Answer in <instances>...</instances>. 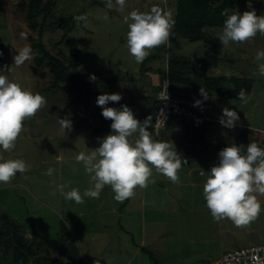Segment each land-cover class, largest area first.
<instances>
[{"label":"rangeland","instance_id":"rangeland-1","mask_svg":"<svg viewBox=\"0 0 264 264\" xmlns=\"http://www.w3.org/2000/svg\"><path fill=\"white\" fill-rule=\"evenodd\" d=\"M220 1L214 0L215 5ZM19 2L0 0V44L7 48L9 66L5 74L22 88L40 93L47 102L24 121L16 147L0 153L5 159H23L28 167L8 184H0V214L6 213L19 223L24 236L40 247V254L59 257L60 246L72 241L87 264H195L218 259L227 251L264 245V196H258L262 210L248 225L237 227L227 218L216 221L205 206L202 195L205 177L200 175L201 171H208L218 163L217 153L227 145H240L241 153L251 141L264 147V76L258 74L257 67L264 61L255 59L257 50L264 49V36L257 34L250 42L222 45L219 66L210 67L206 74L215 78L239 77L248 84L244 90L248 101L242 103L239 98L209 94L207 114L214 124L205 141L196 144L195 151L186 154L179 144L187 142L190 134L175 131L173 140L168 143L187 161L178 171L176 182L153 169L152 182L145 188L136 187L134 195L122 202L115 201L110 186H105L98 199L84 197V202L77 204L65 201L56 186L67 183L69 188L76 187L81 193L91 186L88 174L75 156L97 147V137L109 133L111 121L92 116L94 121L82 123L75 130L82 112L80 107L65 102L72 100L74 93L63 87L49 91L51 81L46 69L33 63L35 52L32 51L31 60L12 66L16 49L31 43L28 36L36 38L17 7ZM174 3L175 0H126L124 11L118 12L115 6L108 9L104 0H58L57 15L83 13L87 22H76L63 42H60L63 30L46 34L42 42L55 55L61 51L70 56L82 50V72L88 74L92 104L105 90L120 93L121 101L109 102L107 106L126 104L142 121L140 115L147 114L152 105H145L143 98H149L147 94L154 93L157 86L159 77L155 69L163 67L169 56L198 61L205 49L202 42H190L181 37L169 39L164 59L151 62L153 71L139 78L142 63L137 64L128 53L127 24L123 17L133 9L148 11L153 5L174 15ZM37 5L40 4L35 7ZM252 7L257 15L264 13L262 0H253ZM236 10L243 12L248 8L246 4H238L230 12ZM22 31L28 33L26 39L20 37ZM220 31L206 29L204 35L218 38ZM153 53L151 49L145 60ZM193 65L189 63L188 67ZM2 66L5 65L0 62ZM90 74L97 79L91 81ZM114 76L119 77L115 83L110 80ZM223 107L236 110L240 117L233 129L224 128L218 122ZM65 116L72 121L71 131L61 129L58 124V118ZM102 124L103 129L92 134V130ZM135 138L133 135L130 140ZM49 167L54 169L52 176L46 174ZM61 223L68 232L67 237L60 236Z\"/></svg>","mask_w":264,"mask_h":264},{"label":"clouds","instance_id":"clouds-1","mask_svg":"<svg viewBox=\"0 0 264 264\" xmlns=\"http://www.w3.org/2000/svg\"><path fill=\"white\" fill-rule=\"evenodd\" d=\"M104 3L108 9L115 6L116 11L123 12L126 0H104ZM252 3L253 0H246L248 10L243 12H229L228 9L221 12L225 19L218 39L225 47L230 42H250L257 34L264 36V13L257 15ZM123 19L127 24L126 47L137 64L145 60L151 49L168 44L175 23L172 12L159 5H153L148 11L133 9ZM73 20L86 23L87 17L81 13L74 15ZM19 35L26 39L28 33L22 31ZM31 59L32 49L25 45L12 55V66H20ZM255 59L264 61V49L257 50ZM257 67L258 74L264 76V62ZM8 68L7 65L0 67V153L10 152L16 147L24 121L33 117L47 102L40 93H33L10 80L5 74ZM89 79L95 81L97 78L90 74ZM198 91L203 100L209 98L205 89L200 87ZM237 96L242 103H247L249 97L243 89ZM121 99L120 93L97 95L95 103L101 108V116L111 121L110 131L103 137H97V147L87 153L81 151L76 154L75 160L82 163L91 186L81 193L76 187L69 188L67 183L57 185L65 201L81 204L84 197L98 199L102 189L110 186L113 199L122 202L134 195L136 187L145 188L152 182L153 169L172 182L178 180V171L187 161L181 158L173 144L153 136V133L159 135L165 121L156 117L153 123L152 115L141 121L126 104L107 106L109 102ZM201 104L202 100L197 99L193 106ZM239 120L237 111L229 107H223L218 116L219 124L227 129H233ZM58 124L61 129L71 131L72 121L68 116L58 118ZM133 135L136 138L131 141L129 138ZM217 157L218 163L200 173L205 177L202 189L205 206L213 220L227 218L237 227L248 225L262 210L258 196H264V147L251 141L241 153L240 145L234 143L219 150ZM27 170L23 159H5L0 155V184H8L17 173ZM53 172L51 167L46 170L48 176Z\"/></svg>","mask_w":264,"mask_h":264},{"label":"trees","instance_id":"trees-1","mask_svg":"<svg viewBox=\"0 0 264 264\" xmlns=\"http://www.w3.org/2000/svg\"><path fill=\"white\" fill-rule=\"evenodd\" d=\"M57 1L45 0L42 3V0H20L17 7L23 13L27 27L36 33L35 39L28 36V40L31 42L29 45L35 52L32 60L36 67L46 69L51 81L48 86L49 91L63 87L64 90L71 91L75 95L72 100L65 102L66 105L80 107L82 116L75 126V130H77L82 123L94 121L92 116L100 117L103 121L104 118L100 114V107L96 103L92 104V90L88 81V74L82 72L81 54L83 51L77 50L70 56L58 51L59 55H55L42 42V38L46 34H58L61 30L65 31L60 41L63 42L76 23L73 20L74 15L64 17L56 14ZM37 3L40 5L35 7ZM238 4L245 5L246 0H221L217 5H215L214 0H175L173 15L175 23L170 31L169 39L181 37L190 42H202L205 49L204 54L201 59L195 62L184 57H166L164 66L155 69L159 78H157L154 93H148L149 98H143V101H146L145 105H152L147 114L140 115L142 119L152 115L153 123L155 122L161 104L157 99V94L162 90L165 83L168 85V95L182 102L191 100V96L195 99H202L198 91L200 87L205 89L208 94H220L227 99L239 98L237 93L241 89L245 90L246 85H248L246 82L239 80V77L227 78L222 76L215 78L206 74L210 67L219 66L220 56L223 53L221 52L222 44L218 38L205 37L204 35L206 29H222L225 17L221 15V12L224 9H228L230 12ZM39 17L40 20H38ZM165 49L166 45H160L153 49L154 53L144 60L139 68V78L145 73L153 71L149 65L151 62L164 59ZM6 53V46L0 44V62H3V65L8 63ZM189 63H194L193 67L189 68ZM110 80L115 83L119 77L114 76ZM147 99L150 101L148 102ZM200 106V116L204 120L198 127H194L192 121L185 117L170 115L159 130V135L156 136L153 133L154 138L168 142L173 140L176 130L184 131L186 134H190V137L187 142L179 145L186 154L189 151H195L196 144L205 141L204 137H207V132L214 124V120L207 114L206 100L202 99ZM101 129H103V124L92 130V134H98ZM149 130L151 131V129ZM60 233V236L67 237L68 232L62 223ZM39 251L40 247L24 236L19 223L6 213L0 214V264H87L72 241L67 245L60 246L61 255L59 257H51L48 253L40 254ZM150 257L152 258V256Z\"/></svg>","mask_w":264,"mask_h":264},{"label":"built area","instance_id":"built-area-1","mask_svg":"<svg viewBox=\"0 0 264 264\" xmlns=\"http://www.w3.org/2000/svg\"><path fill=\"white\" fill-rule=\"evenodd\" d=\"M165 85L166 83L163 85L162 90L157 94V99L161 104L156 117L163 122L166 121L170 115L182 116L187 120H191L194 127H198L204 118L200 116L201 106H193L194 101L197 99L193 96H191V100L194 101L189 100L187 102H182L177 99H173L167 92L164 91ZM166 91L168 90L166 89ZM166 95H168L167 99H163ZM164 123H162V127ZM195 264H264V245L227 251L218 259L207 260Z\"/></svg>","mask_w":264,"mask_h":264}]
</instances>
